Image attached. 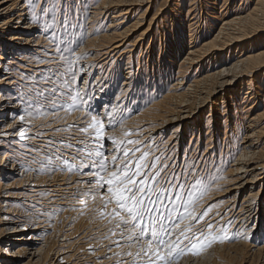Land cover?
Wrapping results in <instances>:
<instances>
[{
	"label": "rangeland",
	"instance_id": "rangeland-1",
	"mask_svg": "<svg viewBox=\"0 0 264 264\" xmlns=\"http://www.w3.org/2000/svg\"><path fill=\"white\" fill-rule=\"evenodd\" d=\"M95 1H91V4L89 6L90 8L87 11L86 9L82 10L80 7L74 4L68 5L73 7V11L71 13H68L66 11V6L65 15L67 16V27L62 26L64 17L61 15V13H59L60 10H58L57 7L55 11H52V17L47 15L45 20L41 16L39 7H37L35 10V20L38 21L39 24H42L43 28L45 29L43 35V43L45 44V47L50 46V49L46 50L45 52L46 55H41L40 57L41 62L45 63V69L43 67V72L48 75V81H42V75H39V73L35 75L32 74L31 78H29V81L31 83L28 86L26 92L28 94L33 93L34 98L36 97L35 100H32V102L30 101L29 104V109L32 114H34L36 117H44L50 115V120L53 122V127H55L54 133L56 134V136L54 137V139H52V143L50 145L54 148L53 150L50 146H47L48 148H42L41 146L36 150L35 153L24 152L26 154L29 153V156L27 157L30 159H28L27 161L29 163L28 167L30 169V172L34 171L37 166H41V169L39 168V170L41 171H47L48 168L50 170V167H52L51 170L55 169V173H65L66 177H69L70 179L72 176L81 177V175L83 176L85 174L91 175L90 181L92 183H87L86 185L82 184V187L79 191H71V189L63 185V192H67L68 195L70 194L69 198L71 197V199H69L70 205L68 206V208L71 207L69 210L73 211V215L70 216L69 214L68 216V225L73 224L76 220H80L81 218L93 220L94 223L97 222L96 224L98 226L101 225L100 227L105 230H103L101 234H94V236L92 235L90 239H94L93 241L98 244V250L102 252V255L105 256V258L106 256L111 257L112 259L108 258L111 261V264H117L118 261H120L121 264H131V258L123 254L127 249L116 247V245L114 243H111L110 240L104 239V236L108 234V230L113 227L115 221L110 224L108 222V219H102L100 216V211H104L105 213L110 212L115 207V205L109 204L107 209H102L103 202L100 198V193L101 191L106 192L107 186L105 185V188L103 190L98 189L95 183L98 177L92 174L95 171V169L91 167L92 161H98L100 159L96 156V151L99 150L103 152L105 155H107L108 159L111 160L112 155H120L122 158V150L124 148L131 149L133 151H130L129 155L134 161L137 160L143 153H148L143 163H155L157 167L168 165L169 167L164 172V175H169L173 172L179 175L187 170L190 165L195 163L200 169L198 175L199 178H201L202 183L195 188H190L188 184H185V189L182 193L183 200L184 202H187V200L190 199L189 193L192 194L191 198H194L196 200V203L194 208H189V211H192L194 215L201 213L208 206H211V210L209 211L208 216L204 217L203 220H200L199 223L192 221L193 231H195L196 229L204 228L206 223H213V234H217L221 230H223L229 237H231V239L225 240L223 243H213L210 247H206L201 250L200 254L195 257L191 255L182 257L179 264H264V249L259 250L258 248L264 246V180L261 181V183H263L260 187L261 190L257 188L254 192L259 193L256 194V197L252 196V198H254L251 202H249L250 205L253 204L254 206V209H252V211L250 212L253 214V216L252 214L249 215L250 213H245V211L240 212L243 206L240 204H234L232 201L233 198L227 197L225 194L221 195V193H223L226 189L225 187L231 183L232 179L230 170L233 168V164L238 161L240 154L243 153L242 142L245 134L248 132V128H245V126H247V123L242 119H239L236 124H233L232 119L235 118V112L230 108L231 102L227 104L228 113H226L225 116L221 115L223 114V111L221 110L223 108H221V106L219 105V99H222L220 96L216 105L217 107H220V109L216 108L215 110H213V112H211L213 113V119L216 120L214 121L215 127L217 126L216 128L218 129V135L213 137L214 143L207 141L206 136L204 138L200 137V143L195 142L196 140L194 138L190 140L188 132L189 130H187V134L184 137V142L177 143V141L174 140L175 138L170 139V134L173 130L171 131V129L169 128L166 130L165 134L161 133V129L159 131H153V128L151 126H149L150 128H148L147 125L141 124L145 123V120H141L142 118L139 117L140 114L152 103L153 100L159 101L163 99V97L167 93L163 91H166L167 88L163 90L162 86H166V82L164 81L161 85V90L158 97H156L154 93H151V87L143 89H140L139 87L138 89L137 85L134 87L133 84V86L129 90V86L127 85L131 81V79L133 81L136 80V83L137 81L140 82L142 76L140 72H142V70L147 69L150 74L153 72V70L154 73H157L158 69H163L161 63H164L165 65L169 63L167 48L169 46V43H175L174 41L170 40L172 37L174 38V34L178 35V30H180V35L182 36L178 37L177 39L183 38L184 44L189 45L188 42L191 38L190 34L192 33L191 36L193 38V42L195 41V44L196 41L199 42L201 41V39H203L201 37H198L200 36L198 34L199 31L202 30L201 32L203 34L205 30L212 29V32H214L226 19L233 17L231 14L234 13L236 9L241 8L239 10L248 11L253 8L255 0H148V2H142L143 0H141L143 6H140L139 9L135 8L133 10V14H130L131 16L129 15L127 18L125 16L120 17V11L111 8L109 4H103L104 0ZM57 3L60 7L59 1H57ZM148 6L149 9L146 12L147 14L145 13L144 18H136L144 13ZM96 8H100V13H93ZM135 10L139 13L135 14ZM30 11L32 13L31 8ZM76 15H79V17L75 21ZM153 18L155 21L150 27V30L146 34H144V38L141 36L142 41L135 47L129 46L126 48H131L129 50H133L132 53L134 56L132 60L129 59L130 51L127 52L125 51L126 49H122L125 51V54L122 57V50H120V52H115L116 54L113 53V55L109 57L110 59L105 58V56L99 50L101 49L100 47H102L103 44L110 40L109 38L105 37V34H107V32H121L123 30L122 27L125 26H130L131 28L132 23L136 21V19H139L141 22L139 25L140 27L131 32L132 35L127 41V43L129 42L128 44L133 45L138 36L148 28L149 23ZM60 19L62 21H60ZM123 20L126 21L122 23L123 26L117 25L116 27H111L112 30L109 31L110 27L108 26H110V24L115 25L116 23H119ZM181 26L183 27L182 30ZM206 27L208 29H206ZM210 34L211 32L207 36L210 37L212 35ZM248 34L249 36L242 42V48L245 44L244 46H246V51H240L242 50L241 47H239L238 45H234L232 47V59H236L237 55L240 56L241 53L248 54L254 52L255 49L256 52L258 49L264 47L263 33L253 35L254 33L249 31ZM57 48L61 49V52H58ZM70 49H74V53L70 52ZM61 54L64 57L63 60L61 59ZM79 55L84 56L83 59H80L81 61L76 59V56ZM225 56H227V52ZM69 59L72 60L71 67L67 62ZM129 60H131V64H129ZM148 60H150L149 63ZM206 60L208 59H205V63L208 66V61L206 62ZM177 71L179 72V74L182 73L181 75L183 77H186L184 78L183 88H181L180 85L178 86V88H175L177 92H182L183 89L189 88L190 85L196 81V78L201 76L200 74L202 72L207 71V68L204 70H193L189 68L188 65H186L185 69L183 67H179ZM248 73V75L252 74L254 82L256 83V85H258L255 90H257L259 93V99L249 105V107L252 106V108L250 109L251 114L256 115L257 112L260 113L264 110V67L258 68L255 72ZM137 78L140 79L137 80ZM126 81L128 82L126 84L127 86L123 85V83ZM148 81L149 80H147V82L144 81V83L142 81L141 83L142 85H146ZM111 82H115V89L113 91H110L109 93L108 91H106L108 90V87L106 86H109ZM125 86L127 93H122ZM246 88L247 85H245L243 93L246 91ZM53 89H58V91L53 93ZM238 89L241 90V87L238 86ZM136 90H138V92ZM139 91L142 93H140ZM37 92H41L43 93V95L37 96ZM77 92L79 93V97L75 101H73L72 97L76 96ZM137 93H140L138 94L140 95V99L138 100L135 97L137 96ZM162 93H164L163 96ZM119 95H121V100L117 101L115 98ZM242 95L244 96V94ZM194 98L192 99L197 100L196 97ZM47 101H49L50 103ZM74 105L78 108V110H73ZM113 107L117 108V110L115 108V110L113 111L114 113L111 111V108ZM41 112L43 113L42 115L38 114ZM202 112L199 116V122L202 123L200 125L203 129L204 123H206L205 120L210 113V104L207 105L202 110ZM109 113H111L112 115L109 116ZM93 115L97 116L98 120H101L105 125V131L103 133L104 139H101L99 141H96L95 131L93 129H89V133H81L78 130L79 127H85L90 124ZM112 117H114V119ZM217 119H220L222 122L217 121ZM110 122L112 125H115V127H111ZM57 128L61 129V131H56ZM126 132L130 133V135L126 136ZM195 133L196 135H198V132ZM110 137H114L116 141L123 140L124 144H114L112 140L109 139ZM128 139L139 141V143L127 144ZM68 145L72 146L68 147ZM259 145L260 148L264 149V144L262 141L259 142ZM136 148H139V151H134ZM78 149L79 152L77 151ZM45 150L51 152L50 154L52 155L50 157L54 156V161L48 160V157H46L45 155ZM55 150H61L62 153H58ZM89 153H91V158H89ZM259 156L260 155L256 157L255 161L261 160L264 162V156L262 157V159H260ZM57 157H62L63 159H57ZM73 157L78 158L74 159ZM157 157L159 158L158 160ZM44 161L46 164H43ZM65 161H67V163H65ZM51 163L54 164L52 165ZM69 168H71V171L68 170ZM90 189L96 194L97 198L95 201L91 199V196L86 195V193H88ZM176 191H179V189H176ZM201 193H203V195H201ZM106 198L107 196H105V199ZM242 198H244V196H242ZM256 198L259 199L257 200ZM81 200H86L87 203L81 204ZM177 203L181 202L177 201ZM258 203L260 205L259 211ZM54 204L52 212L50 213V215L49 213H47V215L50 216L49 218L51 219L52 223L57 220L60 225L59 228H61L62 226L60 224L61 218L59 217V210H62V208H57L64 207L66 205L63 203H59V205L58 203ZM40 207L41 206H38V208L42 211V207ZM45 208L48 211L50 210L47 207ZM180 212L183 213L182 207L180 209ZM254 212L256 213L254 214ZM77 216L81 218L79 219ZM254 216L255 220L253 221L250 217ZM73 218L74 220L76 219L74 222L72 221ZM188 222V220L185 221L186 224ZM93 227L96 228L95 226ZM181 227H183V225H181ZM244 227L246 228L244 229ZM260 229L262 233H259L258 230ZM61 233L62 235H65V232L61 231ZM116 239H118V234L116 237H112V240ZM72 240L76 241L78 245L76 244V247L72 248L70 243H68V246L66 248L74 249L75 251L77 250L75 252V257H79V261H82V258L87 259L89 256H91L89 253H87L88 251H86L82 246V242L86 240L85 238H75ZM6 243H9V241H6ZM109 247H111V251L108 250ZM135 250V248L132 249V251ZM79 252L81 254L80 256L78 255ZM117 252L121 253V255H114V253Z\"/></svg>",
	"mask_w": 264,
	"mask_h": 264
},
{
	"label": "bare ground",
	"instance_id": "bare-ground-1",
	"mask_svg": "<svg viewBox=\"0 0 264 264\" xmlns=\"http://www.w3.org/2000/svg\"><path fill=\"white\" fill-rule=\"evenodd\" d=\"M91 1L93 0H70L69 5L75 4L82 10L86 9L87 11L90 8ZM144 1L148 2V0H143L142 2ZM142 2L141 0H104L103 4H109L111 8L120 11V17L125 16L127 18L130 14H133L135 8L139 9L140 6H143ZM49 7H51V5H49ZM57 9L60 10L58 3ZM148 9L149 6L144 13L136 18H144ZM239 9L241 8L236 9V11L231 14L233 17L226 19L214 32H212V29L205 30L203 34L201 32L202 30L199 31L198 34L200 36L198 37L203 39L199 42L196 41L195 44L191 36L192 33L190 34L191 38L188 42L189 45L184 44L183 38L177 39L182 36L180 35V30H178V35L174 34V38L172 37L170 40L175 43H169L167 48L169 63L166 65L161 63L163 69H158L157 73H154V70L151 74L147 69L142 70V72H140L142 75L140 82L137 81L136 83V80L133 81L131 79L129 83L126 81L123 85L128 83L129 90L133 84L134 87L137 85L138 89L139 87L140 89L151 87V93H154V95L158 97L161 85L164 81L166 82L165 88L162 86L163 90L167 88L166 91H163L167 92L163 99L159 101L153 100L140 116H138L142 118L141 120H145V123L141 124L147 125L148 128L151 126L153 131H159L161 129V133L165 134L167 129L170 128L171 131L173 130L170 134V139L175 138L174 140H176L177 143L184 142L187 130H189L190 140L194 138L196 140L195 142L200 143V137L204 138L206 136L207 141L212 143L213 137L218 135V129L216 128L217 126L215 127L214 121L216 120L213 119V113L211 112L216 108L220 109V107L216 106L220 96L222 99H219L220 104H218L223 108L221 109L223 111L221 115L225 116L226 113H228L227 104L231 102L230 108L235 112V118H231L233 124H236L239 119H242L247 123L245 128H248V132L245 134L242 142L243 153L240 154L238 161L233 164V168L230 170L231 183L225 187L226 189L221 195L225 194L227 197L233 198L232 201L234 204L243 206L240 212L245 211V213L249 214L252 209H254L253 204L250 205L249 202L254 198H252V196L256 197V194L259 193L254 192L257 188L261 190L260 187L263 184L261 181L264 180V162L261 160L255 161L258 155H260V159L264 156V149L260 148L259 145L260 141L264 144V110L260 113L257 112L258 114L256 113V115L250 112L252 106L249 107V105L259 99V93L255 90L258 85L254 82L252 74L248 75V72H255L258 68L264 67V47L260 46L263 48L258 49L256 52L255 49L254 52L248 54L241 53L240 56L237 55L236 59H232V47L238 45L242 49L240 51H246L245 44L242 48V42L249 36V31L254 33L253 35L264 34V0H255L253 8L248 11ZM99 10L100 8H96L93 13L98 14L100 13ZM134 13L136 14L139 12L135 10ZM47 15L52 17V11ZM47 15L41 14L44 20ZM78 17L79 15L75 16V21ZM60 21L62 20L60 19ZM154 21L153 18L148 28L138 36L135 42L133 41V45L128 44L129 42L127 43V41L132 35L131 32L140 27L139 25L141 22L139 19H136V21L132 23L133 29L132 26L130 28V26L126 27L124 25L125 27H122L123 30L121 32L113 31L107 32V34L104 33L105 37L110 40L103 44L99 50L105 58H109L113 53L120 52V50L126 49L129 46L135 47L142 41L141 36L143 37L144 34L150 30ZM123 22L126 21L123 20L115 25L110 24V26H108L110 27L109 31L112 30L111 27L122 25ZM182 28L181 26V30ZM206 29L208 28L206 27ZM44 32L45 29L42 24H39L38 21L33 19L28 0H0V264H111L108 257L106 256L105 258L102 252L98 250L99 246L93 241L94 239H90L92 235L101 234V232L105 230L100 227L101 225L98 226L96 224L97 222L94 223L93 220L86 218L82 219L81 217L80 219L78 216L80 220L75 219V221L73 218L72 221L75 222L68 225V216L69 214L70 216L73 215V211L69 210L71 207L68 208L70 205L69 199H71V197L69 198L70 194L68 195L67 192H63V185L67 186L71 191H79L82 184L86 185L91 182V175L85 174L83 176L81 175V177L72 176L70 179L66 177L65 173H55V169L51 170L52 167H50V170L48 168L47 171H41L39 170L41 166H37L32 172H30L28 167L29 163L27 160L30 158L27 156H29V153L26 154L24 152L35 153L41 146L42 148L50 146L52 139L56 136L54 133L55 127H53V122L50 120V115L36 117L32 114L29 109V104L30 101L32 102V100H35L36 97L34 98L33 93L28 94L26 92L31 83L29 78H31L32 74L35 75L39 73V75H42V81H48V75L43 72L45 63L40 60L41 55L45 56L46 50L50 49V46L45 47L43 43ZM210 32L212 35L210 34L211 36L209 37L207 35H209ZM129 49L131 48L125 51H130L129 59L132 60L134 56L132 53L133 50ZM125 51H121V57L125 54ZM226 52L227 56H225ZM206 58L208 59L206 60V62L208 61V66L205 63ZM131 60H129V64L132 63L130 62ZM149 62L150 60H148V63ZM186 65L193 70H204L207 68V71L202 72L200 74L201 76L196 78V81H193L194 83L191 84L189 88L183 89L182 92H177L175 88H178L179 85L183 88L184 78H186L181 75L182 73L179 74L177 70L179 67L185 69ZM139 79L140 78H137V80ZM147 80H149L148 83L142 85L141 82L143 81L144 83V81L147 82ZM245 85H247V88L243 93ZM126 86L123 88L122 93L126 92ZM238 86L241 87V90L238 89ZM106 87H108L106 91L110 93V91L115 89V82H111L109 86L107 85ZM136 91L138 92V90ZM140 93H137V96H135L137 100L140 99V95H138ZM163 94L164 93H162V96ZM242 94H244V96ZM194 97H196L197 100H193L192 98ZM115 99L120 101L121 95L117 96ZM209 104L210 113L202 129L199 116L202 110ZM115 108L116 107L111 108V111L113 112ZM21 117H23V119H21ZM217 121L222 122L220 119H217ZM21 132L23 136H21ZM195 132H198V135H196ZM51 148L52 150L54 149L53 147ZM57 152L62 153L61 150ZM45 153L49 161H54V156L50 157L52 155L50 151L45 150ZM44 163L45 161L43 164ZM242 196H244V198H242ZM54 203H58V205L59 203H63L66 205L57 208H62V210H59L62 229L59 228L60 225L57 220L52 223L49 218ZM38 206L42 207H40L42 211ZM45 207L50 210H46ZM259 210L260 205L258 203V211ZM47 213H49V215H47ZM255 213L256 212H254V214ZM251 214L252 213L249 215ZM250 218H252L253 221L255 220V216ZM245 228L246 227H244V229ZM261 229L258 230L259 233ZM61 231L65 232V235H62ZM75 238L86 239L82 242V246L88 251L87 253L91 255L87 259L82 258L83 260L79 261V257H75V252L77 250L66 248L68 243H70L72 248L76 247L75 245L77 242L72 240ZM6 241H9V243H6ZM258 248L262 250L264 246ZM78 255H81L80 252Z\"/></svg>",
	"mask_w": 264,
	"mask_h": 264
},
{
	"label": "snow or ice",
	"instance_id": "snow-or-ice-1",
	"mask_svg": "<svg viewBox=\"0 0 264 264\" xmlns=\"http://www.w3.org/2000/svg\"><path fill=\"white\" fill-rule=\"evenodd\" d=\"M59 4L61 15L64 17L62 26L67 27L65 9L67 6V12L71 13L73 7L68 6L70 0H59ZM28 5L32 9L35 20L37 7L41 14L47 15L50 11L56 10L57 0H28ZM57 51L61 52V49L57 48ZM74 51L70 49V52L74 53ZM83 58V55L76 56L77 60ZM61 59H64L62 54ZM67 62L71 67L72 60L69 59ZM56 91L58 89H53V93ZM41 95L43 93L37 92V96ZM78 97L77 92L72 100L75 101ZM73 110H78V108L74 105ZM111 115L109 113V116ZM110 126L115 127L111 122ZM89 129L95 131L96 141L104 139L105 125L98 120L97 116L93 115L91 123L85 127H79L78 130L81 133H89ZM56 131H61V129L57 128ZM125 135H130V133L126 132ZM21 136H23L22 132ZM109 139L114 144H124L123 140L116 141L114 137ZM138 143L139 141L127 140V144ZM71 146L68 145V147ZM77 151L79 152V149ZM130 151L133 150L124 148L122 158L120 155H112L109 160L107 155L97 150L95 154L100 159L93 160L91 167L95 169L92 174L98 177L95 181L97 188L103 190L105 185L107 186L106 192L101 191L100 193L103 202L102 209H107L109 204L115 205L110 212L100 211L102 219H108L110 224L115 221L104 239L110 240L116 247L127 249L123 254L131 258V264H179L182 257L188 255L195 257L200 254L201 250L210 247L213 243H223L231 239L223 230L213 234V223H206L204 228L193 231L192 221L199 223L208 216L211 210V206H208L201 213L194 215L192 211H189V208H194L196 203V200L191 198L192 194L189 193L190 199L187 202L183 200L182 193L185 184H188L190 188H195L202 183L198 175L200 169L195 163L179 175L175 172L164 175L168 165L157 167L155 163H143L148 153H143L134 161L129 155ZM134 151H139V148ZM88 155L91 158V153ZM57 159L63 158L57 157ZM68 170L71 171V168ZM86 195L91 196L93 201L97 198L91 189ZM105 196H107L106 199ZM80 203L86 204L87 201L81 200ZM181 207L183 213L180 212ZM186 220L189 221L187 224ZM117 234L118 239L112 240V237H116ZM133 248L136 250L132 251ZM108 250L111 251V247ZM114 255L120 256L121 253L117 252ZM108 258L111 259V257ZM117 264L121 262L118 261Z\"/></svg>",
	"mask_w": 264,
	"mask_h": 264
}]
</instances>
